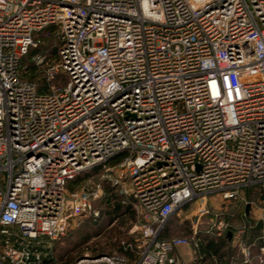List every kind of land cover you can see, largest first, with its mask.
Here are the masks:
<instances>
[{"label": "built area", "instance_id": "built-area-1", "mask_svg": "<svg viewBox=\"0 0 264 264\" xmlns=\"http://www.w3.org/2000/svg\"><path fill=\"white\" fill-rule=\"evenodd\" d=\"M48 30L41 92L21 61ZM104 183L145 216L126 255L75 264H187L190 240L161 238L177 211L199 204L197 237L214 197L264 193V0H0V264L97 218ZM213 227L252 260L244 230Z\"/></svg>", "mask_w": 264, "mask_h": 264}, {"label": "rangeland", "instance_id": "rangeland-1", "mask_svg": "<svg viewBox=\"0 0 264 264\" xmlns=\"http://www.w3.org/2000/svg\"><path fill=\"white\" fill-rule=\"evenodd\" d=\"M53 40L45 37V46L41 50H47L52 47L51 45L54 47L55 40ZM54 50L55 52H53ZM54 50L51 48L50 52L51 56L56 59V46ZM34 57H32L31 64L27 63V66L31 69L26 71L28 72L26 76L28 75V78L29 76L33 77L31 78L34 80L33 82L39 85L41 83L40 80L44 77V69L36 66L33 61ZM56 86L60 87L58 84ZM94 174L79 177L71 184L70 191H80L91 178V175ZM102 194V197L93 204L94 209L99 213L97 218L94 216L80 218L72 224L66 237L50 245L36 247L33 250L35 257L32 263L75 264L78 259L85 255L124 252L125 244L131 242L132 235H130V230L133 229L139 219L145 216V213L142 209L135 207L136 205L132 198L122 195L119 189L113 188L106 183L103 184ZM243 196L246 197V200L252 202V205L249 206V214L246 212L248 206L239 200L225 203L217 196L212 199L210 204L213 209V215L200 221L197 237H194V228L197 225L199 204H191L177 211L161 231V236L164 234L167 238L183 237L190 240L191 246L189 248L180 247L179 253L185 262L191 263L194 260L192 253L195 252L192 250L194 249L195 240L199 239V245L206 244L209 240H217L218 238L213 232L215 230L213 226L217 219L219 221L227 219L235 231L244 230L246 232L242 241L247 246H251V258H255L248 264H264V252L258 247L259 242L264 239V193L261 194L258 190H252L250 192L247 191V193L244 192ZM116 205L121 207L117 215L114 214L113 210V206ZM258 225H262V228L256 234L253 229ZM232 246L233 250L231 252L227 250L231 255L228 260L231 264H242L243 248L235 243H232ZM195 249L198 250V248ZM203 264H212V262L209 261Z\"/></svg>", "mask_w": 264, "mask_h": 264}, {"label": "trees", "instance_id": "trees-1", "mask_svg": "<svg viewBox=\"0 0 264 264\" xmlns=\"http://www.w3.org/2000/svg\"><path fill=\"white\" fill-rule=\"evenodd\" d=\"M51 31L52 30H48V31L42 33L40 35V38H41L42 41H41L40 45L38 46V48L32 49L31 52L29 53V55L22 59L21 66L23 68H25L26 71L31 69L29 66H27V63H30V64L32 63V57L37 56V55L51 56V52H50L51 48H53V50H54V47L56 46V49H57L58 43H57L55 37L52 35ZM48 33H51V34L46 36V34H48ZM45 37H49L51 39H54L55 40V45H54V47H53V45H51L52 47H50L47 50L45 49L44 51H42L41 50V49H43L42 47L45 46V43H44ZM53 52H55V50ZM27 73H25L24 78L29 80V81H34L33 79H31L33 77L29 76V78H28V75L26 76ZM40 73H42V72H40ZM40 82H41V83H39L40 91L41 92H46L47 91V87H46V83H45L44 77H43L42 80H40ZM120 160H121V156H119L118 158L114 159L111 162V164H115V163H117ZM96 172L97 171H94L93 173H96ZM93 173H89V174H85V175H90V174H93ZM106 184H108V183H106ZM108 185L110 186V184H108ZM120 208L121 207L119 205L113 206L114 214L117 215L120 212V210H121ZM170 220L168 222H170ZM249 224H250V222H249ZM261 228H262V225H258L256 228L253 229V232L257 234L258 231ZM254 237H257V236H254ZM254 237H253V239H255ZM161 238L162 239H170L172 237L167 238V236H165L163 234L161 236ZM132 240H133V236H131V242H132ZM251 241H253V240H251ZM263 244H264V242L260 241L259 244H258V247L263 245ZM198 250H199V255L201 256V259H198V260L194 261L191 264H203V263H206V262H209V261L214 263L215 259L217 260V262L219 264H229L230 261L228 259L231 257V255H230V253L227 252V250L231 252L233 250V246H232V242H230L227 238L223 237V238H218L217 240H209V241L206 242V244H200ZM102 254L126 255L127 253L124 251V252H118V253L117 252H113V253L107 252V253H102ZM254 259L255 258L252 257V260H254ZM230 264H231V262H230ZM242 264H244V263H242Z\"/></svg>", "mask_w": 264, "mask_h": 264}, {"label": "crops", "instance_id": "crops-1", "mask_svg": "<svg viewBox=\"0 0 264 264\" xmlns=\"http://www.w3.org/2000/svg\"><path fill=\"white\" fill-rule=\"evenodd\" d=\"M246 193H247V191H246ZM186 248V247H185ZM187 248H189V247H187ZM189 250H191V249H189ZM192 251H194L195 253H192L193 254V257H194V260H193V262L194 261H196V260H198V259H201V256L199 255V250L197 251L196 249H193ZM191 251V252H192ZM177 253L180 255V253H179V249L177 250ZM181 256V255H180ZM182 257V256H181ZM184 260V259H183ZM251 261H253V260H251ZM250 261V262H251ZM193 262H191V263H193ZM241 262L242 263H244V264H246L245 263V260H244V258L242 257V260H241ZM187 264H191V263H188V262H186ZM212 264H219L218 262H217V260L215 259L214 260V263H212Z\"/></svg>", "mask_w": 264, "mask_h": 264}, {"label": "water", "instance_id": "water-1", "mask_svg": "<svg viewBox=\"0 0 264 264\" xmlns=\"http://www.w3.org/2000/svg\"><path fill=\"white\" fill-rule=\"evenodd\" d=\"M249 206L247 207V211H249ZM227 238H228V240L229 241H231L232 240V232H229L228 234H227Z\"/></svg>", "mask_w": 264, "mask_h": 264}]
</instances>
